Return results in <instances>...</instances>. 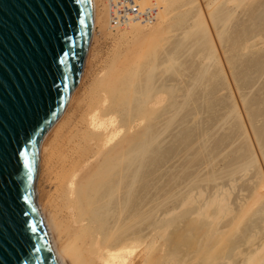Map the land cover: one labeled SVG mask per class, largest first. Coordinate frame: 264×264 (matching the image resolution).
I'll return each instance as SVG.
<instances>
[{"label": "bare ground", "instance_id": "6f19581e", "mask_svg": "<svg viewBox=\"0 0 264 264\" xmlns=\"http://www.w3.org/2000/svg\"><path fill=\"white\" fill-rule=\"evenodd\" d=\"M97 1L91 0L93 28L100 22ZM136 5L145 17L154 13L152 21L116 28L132 45L113 52L78 105V115L67 122L63 118L82 81L86 55L62 116L38 147L34 203L54 260L264 264V132L258 136L253 130L260 156L253 150L247 157L239 148V157L224 160L223 148L227 170L203 176L204 165L218 166L210 142L218 131L205 128L201 117L206 112L201 104L208 106L217 96L211 91L217 82L230 92L237 68L264 44V0H136ZM255 6L259 14L249 11ZM104 9L103 28L117 31ZM240 11L250 13L252 31L247 23L239 24V32L232 27ZM191 102L201 104L186 111ZM226 115L219 128L237 118L252 149L236 103ZM188 116L196 127H187ZM229 124L228 147L235 148L238 133ZM174 125L177 132L171 133ZM53 131L50 158L44 160ZM173 159L179 164L162 171ZM43 178L48 193L41 188Z\"/></svg>", "mask_w": 264, "mask_h": 264}, {"label": "water", "instance_id": "95a60500", "mask_svg": "<svg viewBox=\"0 0 264 264\" xmlns=\"http://www.w3.org/2000/svg\"><path fill=\"white\" fill-rule=\"evenodd\" d=\"M91 0H0V264H56L34 203L38 147L77 87Z\"/></svg>", "mask_w": 264, "mask_h": 264}, {"label": "rangeland", "instance_id": "374dc122", "mask_svg": "<svg viewBox=\"0 0 264 264\" xmlns=\"http://www.w3.org/2000/svg\"><path fill=\"white\" fill-rule=\"evenodd\" d=\"M202 1L205 2L206 0H202ZM97 3H98V5H97L98 10L100 13V16H99L100 22L97 21L95 27L92 30L93 36H91L92 39H91L89 49H88L89 53L87 54V56H89V57L87 59L88 62L86 65V69H85L82 81H81L79 87L77 88V91L75 92V95H74L71 103L69 104L68 108L66 109V112H65V115L63 118V120H65L67 122L73 121V119L78 115V110H79L78 105L80 104L81 100L85 97V94H86L87 90L90 88V86L92 85L91 83H93V80H95L96 76L99 73H101L103 68L108 64V61L112 57L113 52L116 50L117 51L119 50L120 53H124L132 45L131 41L129 42V39L127 40L126 38L121 37V33L118 30L117 31L119 33H117V31H111L110 29H108V27L103 28L104 27V25H103L104 18L103 17L101 18L102 13H104V11H105L104 5H103V0H99V1H97ZM259 10H260V8L255 6L254 10L250 9L249 11L250 12L252 11L255 14H259ZM243 12H241V11L238 12V14H236L235 20L232 22L233 23L232 27L235 29L236 32H239L241 30V27H238L239 24L247 23V28H250V31H252L254 28V26H249L252 23L248 24V22H247L248 19H246V17H247L246 15H248L250 13H243ZM253 16H256V15H253ZM108 31L111 33H109ZM115 33H117L118 35ZM109 34H111V35H109ZM119 34H120V36H119ZM176 37H177V35H176ZM121 39L123 40V44L119 43V42H121ZM260 44H261V42L259 41V45ZM261 45L262 46H260V47L256 46L257 49L255 47V50H254V48L251 50L254 54H251L250 57H248L247 65L244 67L240 66L235 71L236 79L233 81V85L231 86L230 92H229V90L226 89L223 82L220 81V82H217L218 85H215L211 89V91L219 97L216 98L217 97L216 96L213 99L208 100V106L201 104V102H197L196 104H195V102L194 103L191 102V103L187 104V106L185 107L186 111H191L194 108L197 109V106L199 104H201L202 105L201 111L202 112L206 111L201 116L205 120L204 121L205 128H208V127L213 128L214 127L215 130L212 132L218 131L217 135L214 136V138L212 136L210 137L212 139V140L210 139V142H211V144H213L215 157L218 156L217 161H216L218 166H216L213 170H211V168H206L204 165L203 171H202L203 176L207 175L209 172L212 173L213 171L216 173V175H219L221 173L220 172L221 170L222 171L227 170V167H226L227 165H224V167H223L221 164L222 154L220 153V150L223 148L227 150V153L224 156V160H233V159L235 160V158L239 157L240 153L237 152V149H239V148H243L245 150L247 157H248V155H251V151H252V153L255 151V154L257 153V154H259L258 156H260V152H259L260 148H259L258 143L256 142L255 137H254L255 135L253 133V130L255 131V133H258V136L261 135L260 134L261 132H264V128L262 126V123L264 122L263 121L264 120V113H263V111H264V44H261ZM253 73H255V74H253ZM239 84H241V85L239 86ZM246 84H249V86ZM242 85H245V87L247 89L246 88L243 89ZM230 94H231V96L229 97ZM243 96L244 97L246 96V99H248L247 100L248 104H246L247 106H245V107L242 106V100L244 98ZM214 99L216 100V102ZM232 103L233 104L236 103V105L239 109V112L241 114V123H243L245 130L247 131L248 135L250 136V141L252 142V140H253V142L251 143V147L253 146L252 149L250 148L249 138L244 139V137H246V135H244L243 127L240 125V121L235 116H233V117H235L236 120H233L232 118L231 119L233 120V122H231L230 119L226 120V121H228V125H225L224 128H219L221 126V123L223 122V120L227 117V115H226L227 111L229 110V108L231 106H233ZM239 104H241L242 107H240ZM259 112H260L261 116H259ZM258 120H260V122H257ZM185 122L187 124V127H189V128L196 127L195 123L193 122V116H188L186 118ZM229 122L233 123L234 130H236L238 133L237 136L235 135V138L238 137L239 142L237 141L235 143V148H229L228 147L227 136L229 135V132H230L229 128L231 127ZM201 124L198 122L197 128H198V126H201ZM54 132L55 131L51 132V134H49V136H48V139L46 140V147L47 148L49 147V148H48V150H47V148L45 149V154H47V155H45V154L43 155L44 160L47 157H48L47 159L50 158V154L52 151V149H51L52 143L54 142L53 139L55 137ZM175 132H177V130H175V125H174L171 128V133H175ZM212 132H211V135H212ZM46 151H47V153H46ZM235 153H237V154H235ZM173 160L169 161L167 163V165H165L162 168V171L169 170L170 168H172V166H174V165L177 166V164H179L177 161H175V160L173 161ZM168 167H169V169H168ZM224 169H226V170H224ZM42 170H43V167H42ZM41 188L43 189V191L45 193H48V187L46 185L45 178H43V182L41 183ZM43 199L44 200H42L41 203H44L43 205H46L47 197L45 198V196H44ZM184 218H188V217H184ZM182 222L183 223H180L179 225H183L187 221L184 220ZM171 228H173V227H170V229ZM185 229H187V228H185ZM181 230L184 231L183 229H181Z\"/></svg>", "mask_w": 264, "mask_h": 264}, {"label": "built area", "instance_id": "2783aa9c", "mask_svg": "<svg viewBox=\"0 0 264 264\" xmlns=\"http://www.w3.org/2000/svg\"><path fill=\"white\" fill-rule=\"evenodd\" d=\"M103 4L108 14V24L114 30L143 20L151 22L153 19L154 13L146 17L138 13L136 0H103Z\"/></svg>", "mask_w": 264, "mask_h": 264}]
</instances>
